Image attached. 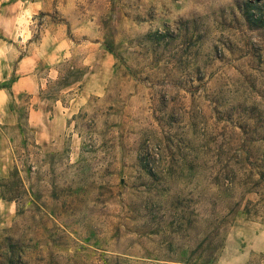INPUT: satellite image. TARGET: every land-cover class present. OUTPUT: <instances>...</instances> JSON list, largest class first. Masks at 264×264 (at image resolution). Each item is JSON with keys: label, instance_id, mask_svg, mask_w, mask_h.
Segmentation results:
<instances>
[{"label": "rangeland", "instance_id": "1", "mask_svg": "<svg viewBox=\"0 0 264 264\" xmlns=\"http://www.w3.org/2000/svg\"><path fill=\"white\" fill-rule=\"evenodd\" d=\"M23 2L52 43L3 126L0 264H264V0Z\"/></svg>", "mask_w": 264, "mask_h": 264}, {"label": "crops", "instance_id": "2", "mask_svg": "<svg viewBox=\"0 0 264 264\" xmlns=\"http://www.w3.org/2000/svg\"><path fill=\"white\" fill-rule=\"evenodd\" d=\"M36 10L33 2L0 0V84H6L0 87V151L6 141L3 126L13 119L10 99L35 94L40 88L38 69L41 63L50 62L47 46L52 42L48 37L43 36L37 42L29 40V22ZM36 116L29 114L30 123L36 121Z\"/></svg>", "mask_w": 264, "mask_h": 264}, {"label": "trees", "instance_id": "3", "mask_svg": "<svg viewBox=\"0 0 264 264\" xmlns=\"http://www.w3.org/2000/svg\"><path fill=\"white\" fill-rule=\"evenodd\" d=\"M6 86V84H0V87ZM264 124V122H263ZM262 132L264 133V127L261 126ZM261 133L257 139H253V140H257L261 143H264V134ZM245 168L247 171V175L249 176V178H252L253 176H256V178L251 181V184H257L259 185L263 190H264V171L262 170V168L264 167V153H257L255 154H251V151H246L245 153Z\"/></svg>", "mask_w": 264, "mask_h": 264}]
</instances>
